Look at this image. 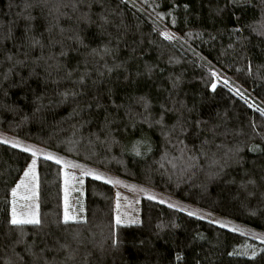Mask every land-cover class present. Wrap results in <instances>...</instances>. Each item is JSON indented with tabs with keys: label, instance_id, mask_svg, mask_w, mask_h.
I'll return each mask as SVG.
<instances>
[{
	"label": "trees",
	"instance_id": "obj_1",
	"mask_svg": "<svg viewBox=\"0 0 264 264\" xmlns=\"http://www.w3.org/2000/svg\"><path fill=\"white\" fill-rule=\"evenodd\" d=\"M0 131L42 153L14 225L33 154L0 141V264H264V236L152 198L117 223L92 174L264 232V0H0ZM49 152L91 173L81 220Z\"/></svg>",
	"mask_w": 264,
	"mask_h": 264
},
{
	"label": "rangeland",
	"instance_id": "obj_2",
	"mask_svg": "<svg viewBox=\"0 0 264 264\" xmlns=\"http://www.w3.org/2000/svg\"><path fill=\"white\" fill-rule=\"evenodd\" d=\"M168 36H173L170 32L166 33ZM216 77L218 78V82L223 81L220 78L219 74L216 73ZM0 141L7 142L13 146H17L25 151H30L33 154V159L31 160L27 170L23 173V176L18 181L15 193H12L13 197V205L12 208L15 209L17 213V218L22 220H30L33 219L32 214L34 213L37 217L39 216V174H38V159L41 156V151L39 147L35 144L24 141L19 137H14L6 132L0 131ZM41 153V154H40ZM48 156V155H47ZM49 156L56 160H61L63 162V184H64V206L65 211H67L69 216L76 217L77 220H81L84 218V183L83 178L85 175L90 173L89 171L81 170L76 166H70L64 163L63 158L58 155H55L53 152H49ZM34 162V163H33ZM25 173H28L27 175ZM95 176L100 177L103 176L104 179L113 181L114 185V193H115V215L116 221L118 223L117 218L120 221H123V224L130 223H139L141 219L140 208H141V199L143 197L152 198L155 197L154 200L158 202H163L171 207H175L182 211L195 213L200 217L205 219H214L216 221H221L223 223L228 224V226L233 227H242L247 228L250 231L257 232L260 236H264V232L251 229L242 224H238L231 220H226L220 216H216L215 214L204 211L198 206H194L193 204L182 201L175 196L168 195L167 193L157 191L153 188H148L142 184H136L134 182H127L122 180L119 177H115L108 173H104L102 171L95 170ZM12 209V213H13ZM39 219V218H38ZM27 223V222H25Z\"/></svg>",
	"mask_w": 264,
	"mask_h": 264
},
{
	"label": "snow or ice",
	"instance_id": "obj_3",
	"mask_svg": "<svg viewBox=\"0 0 264 264\" xmlns=\"http://www.w3.org/2000/svg\"><path fill=\"white\" fill-rule=\"evenodd\" d=\"M169 38H171V37H169ZM212 87L215 88V84H213ZM17 146H19V145H17ZM29 151H30V149H29ZM25 174L27 175L28 173H25ZM88 174L91 175V173H88ZM98 178L99 179H104L103 176H100ZM109 183H113V181H109ZM15 191L16 190L13 189V193H15ZM153 199H155V197H153ZM193 215H195V213H193ZM32 216H33V219H30V220H27V221L22 220V219H18L17 218V213H16L15 209H13L11 223L14 224V225H16V224H22V223H25V222H27V223H37V224L40 223L38 217L34 213L32 214ZM74 219H76V217L69 216L68 213H67V211H65V214H64V220L65 221L74 220ZM117 220H118L119 223H123V221H120L119 218H117ZM116 243H118V241H115L114 240V244H116ZM253 255H255L254 252H253Z\"/></svg>",
	"mask_w": 264,
	"mask_h": 264
}]
</instances>
